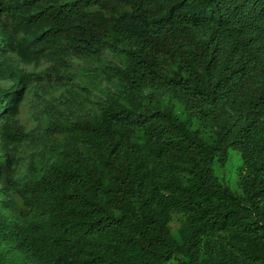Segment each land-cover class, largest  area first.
Wrapping results in <instances>:
<instances>
[{"label": "trees", "instance_id": "16d2710c", "mask_svg": "<svg viewBox=\"0 0 264 264\" xmlns=\"http://www.w3.org/2000/svg\"><path fill=\"white\" fill-rule=\"evenodd\" d=\"M0 7V80L14 81L0 85V192L13 190L0 201V264H264V0ZM107 49L121 61L107 72L116 91L26 131L28 88ZM14 56L53 64L41 76ZM36 138L45 149L17 183L14 151ZM231 149L240 191L215 169Z\"/></svg>", "mask_w": 264, "mask_h": 264}, {"label": "rangeland", "instance_id": "374dc122", "mask_svg": "<svg viewBox=\"0 0 264 264\" xmlns=\"http://www.w3.org/2000/svg\"><path fill=\"white\" fill-rule=\"evenodd\" d=\"M14 3L22 0H6ZM3 18H8L6 13L1 11ZM6 14V15H5ZM15 63L28 72H35L44 76L47 67L53 62L50 59H43L39 63H24L18 56H14ZM120 57L110 50H105L98 56H73L69 58L67 75L60 80L51 76L48 86H40L37 82L31 85L25 93L22 101L18 120L24 125L26 131H32L35 136L45 128L46 124L53 117H61L69 120H76L80 117L91 114L98 109L106 99L109 91H116L114 80L108 79L107 72L120 64ZM14 84L12 80H0V85L10 89ZM160 96L159 103L167 104V97ZM159 97L156 99V101ZM149 99H146L148 101ZM45 146L40 139H30L24 145L14 151L17 163L14 167V179L17 183L23 181L30 164V155L41 154ZM241 166L240 153L234 149L230 150V158L225 166L215 165L218 177L228 183L233 189L240 191L239 168ZM13 190L6 193L0 192V201L12 198ZM0 208L9 213L8 210ZM178 256L166 264H177Z\"/></svg>", "mask_w": 264, "mask_h": 264}]
</instances>
